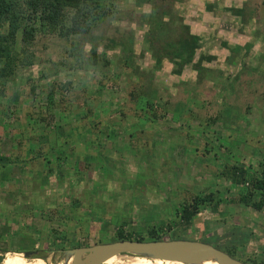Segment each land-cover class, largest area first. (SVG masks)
<instances>
[{"label": "rangeland", "instance_id": "rangeland-1", "mask_svg": "<svg viewBox=\"0 0 264 264\" xmlns=\"http://www.w3.org/2000/svg\"><path fill=\"white\" fill-rule=\"evenodd\" d=\"M158 1L100 0L108 15L87 34L66 39L37 34L30 47L36 64L18 72L7 83V89L0 96L2 159L14 150L18 134L21 135L18 140L28 136L24 126L38 134L37 140L30 142L33 147L42 143L53 147L56 135H71L65 144L62 164L55 165L57 162L48 157L53 174L47 183L29 178L31 170L25 166H13L0 174V180L8 181L21 192L13 191L10 196L1 192L0 210L5 209L12 215L15 209L12 207L24 204L33 213L27 216L21 212L12 218L11 223L17 222L16 226L24 232L11 237V253L35 251L37 243H31L32 240L40 241L50 228H66L67 221L73 219L87 223L81 235L71 236L80 247L94 245L99 238H111L116 227L137 235L147 226L170 222L169 231L164 230L167 238L164 240H196L217 248L230 244L233 227L247 233L245 225L253 226L257 218L264 220V210H240L222 200L216 211H200L188 225L173 223L174 210L191 194L219 191L223 198L234 196L228 182L214 176L221 169L218 157L226 155L231 161L244 164L249 172H258L264 167V0H180L177 3L172 0V13L168 18L162 17V24L165 30L173 31L182 20L189 32L200 39L191 61L193 67H200V78L190 70L191 65L177 76L170 72L174 66L166 59L155 64V56L143 43L144 35L150 31L145 15L156 5H162ZM4 27L5 22L0 21V31ZM91 49L97 57V62L90 64L93 67L73 61L69 54L72 50L79 52L85 61ZM123 60L127 63L125 69L121 66ZM57 64L65 66H51ZM44 71H49L47 76H42ZM99 77L107 79L108 84L99 93L98 101L87 102L92 106L89 120L101 117L92 139L86 132H74L78 117L84 114L76 110L74 96H80L82 89L85 96L92 95ZM55 83H69L73 94H60L55 89L49 96L45 86ZM130 84L137 86V93L141 91L150 97L151 104L166 103L169 111L163 120L125 112V92ZM188 98L193 102L186 103ZM51 103L60 105L53 108ZM144 104V99L139 97L134 107L145 110ZM122 108L124 117L119 113ZM185 108L190 109L192 120L182 118ZM14 109L16 112L11 111ZM40 117L49 122L46 133ZM16 130L19 133L11 140L10 134ZM205 142L212 145L204 147L209 151L207 155H201L195 148L201 150ZM82 144L90 145L92 154L76 152L71 156L69 147ZM84 164L87 169H82ZM102 205L109 219L105 218L98 229L100 217L96 211ZM52 209L56 215L51 213ZM1 220L8 218L4 216ZM252 232L256 237L249 244L245 242L246 237L235 244L236 256L261 261L264 229L254 227ZM211 236L216 245L206 240ZM3 247L5 244L0 242V248ZM51 251L56 253L51 255ZM39 252L37 256L46 257L47 264H57L58 250L49 246ZM6 253H0V264Z\"/></svg>", "mask_w": 264, "mask_h": 264}, {"label": "trees", "instance_id": "trees-1", "mask_svg": "<svg viewBox=\"0 0 264 264\" xmlns=\"http://www.w3.org/2000/svg\"><path fill=\"white\" fill-rule=\"evenodd\" d=\"M144 1L149 3L151 0ZM173 1L174 3H177L180 0ZM159 3L162 5H156V7L153 8V10H151L148 15H145V19L142 17L144 20H146L148 27H150V31L144 35L143 43L147 46L151 54L155 56V64L159 65L161 62L160 59H166L168 63L174 66L170 72L177 76L180 75L186 66L191 65L189 67L190 70L195 71L196 75L200 78V67H193L194 63L191 64L194 52L199 44L198 42L200 39L189 32L188 25L183 24L182 20H179L180 25L179 27L177 26L175 30H165V26H163L164 23L162 24V17H170L173 4L172 0H159L158 4ZM163 7L164 9L161 10ZM232 11L236 14L240 13L238 9H232ZM107 15L108 11L104 9V6L100 0H0V21L5 22L4 30L0 31V96L3 94V91L7 89V83L16 77L18 72H23L26 69H30L36 64L34 53L32 50H30V47L37 34L47 33L49 35H55L61 39H66L69 36L87 34ZM168 33H171V35L167 36ZM118 43L124 46L122 42L119 41ZM69 54L73 58V61H77V63L78 61L85 62V66H92L97 62L96 54L92 49L90 50L89 59H85V61L84 56H82L79 52L72 50ZM122 62L123 63H121V66L123 69H125V67H127L126 60H123ZM51 66L62 67L65 65L57 64ZM244 70L245 67L239 70L240 73H238L237 77L240 76ZM45 72L46 71L42 72V76H47V72L49 71H47L46 74ZM201 81L202 79L198 80L197 83H200ZM107 82V79L103 80V77H99L97 80L98 87H96L92 95L85 96V89H82L80 96H74V100L77 102L76 110L78 112L82 111L84 113L82 116L78 117L77 123L74 126V132L80 134L86 132L91 136L92 139L95 138L97 134L96 130L99 129V125L101 124V117L99 115L96 120H89V118H92V106H89L90 103L87 102L88 100L98 101L100 97L99 93L107 86ZM139 85L141 86V84ZM45 87L48 90L47 94H49V96L54 92L55 89H58L60 94L63 92L70 93L71 95L73 94V88L69 83H55L46 85ZM128 87L129 88H127V91L125 92L127 102L125 101L124 104V110L127 114L134 115L136 113L140 118L149 115L152 116L151 118H155L156 120H163L166 112L169 111L165 102L162 103V105H159L158 103L151 104L149 102L150 97L142 94L141 91L137 93L138 88L135 84H130ZM29 91H33L32 86L29 87ZM151 92L153 94L157 93L156 91ZM139 97L144 99V107H147L145 110H149V113H145V110L135 109L134 103ZM156 99L159 101L160 97H157ZM186 101L188 103L193 102L192 99L189 98L186 99L185 102ZM59 105L60 103H51L53 108ZM61 110H63V107H61ZM121 110L123 111V108L119 110V113L122 117H124L125 112H121ZM189 110L187 108L184 109L185 113L181 114L182 118L192 120L190 114L191 112ZM11 111L16 112L15 109ZM64 111H66V109ZM31 120L32 119L30 118V121ZM40 123L42 125L43 132L46 133L49 124L48 120H45L44 117H40ZM30 128L31 127L28 128L24 126V130H28L29 132L28 136L23 140H18L21 138V135L18 134V139L15 141V147L13 148L14 150L6 155L5 160L2 159V156L0 155V174L3 173L2 171H8V169L13 166L24 165L26 169L28 168V171L32 169L33 179L37 177L42 180L43 183H47V178L49 175L53 174L52 167L50 165L51 160L48 157L53 158V162H57L55 165L62 164L65 160L63 155L65 152V144L69 143L67 140L70 141L71 135L66 137H58L56 135L53 141V145L55 143L53 147H49L47 145L49 143H42L37 145V147H33L30 142L36 141L38 134H33ZM57 128L58 127L56 126L55 129ZM17 133H19L17 130L12 135L9 133L11 140L15 139ZM211 145L212 144L210 142L202 143L201 150L200 148H195V151L199 152L201 155H207L209 151L205 150L204 147H211ZM76 152H83L88 155L92 154L90 145L86 144L69 147V153L71 156ZM98 152V154H101V151ZM223 157L224 158L218 157V160H220L221 169L219 171L217 170L214 173V176L219 180L222 179L227 181L228 188L233 192L234 196H232L231 199H226L221 196L219 191L204 192L203 194L201 191L197 194H191L187 200L181 201L178 208L174 210L175 216H173V223L177 225H188L193 222L200 211H216L218 204L222 202V200L226 204L232 203L242 209L249 208L255 212H262L264 210L263 165L260 167L258 172L256 170L249 172L248 169L245 168L244 164H237L235 161H231V158L227 157L226 155ZM101 158L103 161H107L105 157L101 156ZM82 169H87V165L84 164ZM27 208L28 209L25 211V214L31 216L33 214L31 211L32 209L31 207ZM96 212V215L100 217V222L97 223L99 229L104 219L106 218L107 220L109 217L106 214L105 206H100V209H98ZM231 212L232 211L230 210V213ZM51 213L56 215V211L53 209L51 210ZM77 214L81 215V213ZM170 224L171 223L168 222L161 226L150 225L145 227L144 232L137 235L134 233L123 232L122 227H116L111 238H99L96 244L122 240H164L167 239L164 237V234H166V232L164 233V230L169 231L171 228ZM86 225V221H82L81 219L74 221L73 219L67 221V226L64 229L57 227L50 228L47 231V234L44 235L40 241H38L40 242L39 244L37 243L38 250L36 249L35 251H39L41 248H49V246L56 250L80 247V245L77 244L78 242L74 243L71 240V236L81 235ZM14 230L15 231L12 234L8 235L9 239L13 234L18 236L21 233L22 228L20 226H15ZM233 231L234 234L233 238H231L229 242L230 244H226V246L220 247L218 249L230 257L235 258L245 264H264V259H261V261H256L255 257L253 258L243 256V258H239L236 256L238 247H236L235 244H237L239 241L245 240V236L244 233L239 231L237 227H233ZM1 233L0 241L5 244V247H3V249L0 248V253L12 252V245L9 243V241L4 240V238L1 236ZM235 234H238L239 236H236ZM238 238L240 239L237 241ZM206 240H209L215 244V239L213 236L206 238ZM203 243L210 244L208 242ZM213 247L217 248L216 246Z\"/></svg>", "mask_w": 264, "mask_h": 264}, {"label": "water", "instance_id": "water-1", "mask_svg": "<svg viewBox=\"0 0 264 264\" xmlns=\"http://www.w3.org/2000/svg\"><path fill=\"white\" fill-rule=\"evenodd\" d=\"M56 253L51 251V255ZM57 264H102L106 259L128 255L153 260L178 262L181 264H245L230 257L210 244L196 240H122L108 243L94 244L86 247L58 250ZM25 259L39 258L46 261V257L37 256V252L20 254Z\"/></svg>", "mask_w": 264, "mask_h": 264}, {"label": "crops", "instance_id": "crops-1", "mask_svg": "<svg viewBox=\"0 0 264 264\" xmlns=\"http://www.w3.org/2000/svg\"><path fill=\"white\" fill-rule=\"evenodd\" d=\"M20 166H24V165H20ZM19 165L18 166H15V167H20ZM31 170V174H30V177L29 178H33V173H32V169H30ZM37 177H35L34 179H36ZM6 184H7V186H6ZM8 190V191H7ZM15 191H17V193H21L20 192V190L18 191V189H16V187H15V185H12V184H9V182L8 181H6V180H0V193L1 192H7V195H8V193H9V196L10 195H12V194H14V192ZM23 206H21V207H12L13 205H12V203H11V207L12 208H15V209H13L12 211V215L11 214H9V213H6L5 212V209H2V210H0V233L1 232H3V233H1V236L4 238V240H6V241H9L10 242V239H9V237H8V235H10V234H12L15 230H14V226H16L18 223L17 222H15L14 224L13 223H11V220H12V218L13 219H15L16 218V216H19V214H22V213H24L25 214V211L28 209L27 207H25V205L24 204H22ZM103 206V205H102ZM24 207V208H23ZM29 207V206H28ZM99 208L98 209H100V206H98ZM106 208V207H105ZM178 208V207H177ZM247 209H249V208H247ZM240 210H242V208H240ZM3 212H4V214H3ZM20 212V213H19ZM22 212V213H21ZM255 212V211H254ZM26 215V214H25ZM7 217L8 218V220H4V221H2L1 220V218L2 217ZM23 216V215H22ZM27 216H30V215H27ZM257 218V217H256ZM264 220H263V218H257V221H256V223H253V226H251V227H248V225L246 226L245 225V227H246V229H247V233L245 232H243L244 233V236L247 238L246 240H245V242L247 243V244H249L250 242H251V240L253 241V239H255V233H253L252 232V229L255 227V228H259V229H264ZM13 226V227H12ZM260 226V227H259ZM5 230V231H4ZM255 230V229H254ZM9 231V232H8ZM24 232V230H22L21 231V234ZM13 236H15L14 234L11 236V237H13ZM17 236V235H16ZM254 237V238H253ZM42 238H43V235H42ZM249 240V241H248ZM0 242H2V241H0ZM31 243H38V241H34V240H32L31 241Z\"/></svg>", "mask_w": 264, "mask_h": 264}, {"label": "bare ground", "instance_id": "bare-ground-1", "mask_svg": "<svg viewBox=\"0 0 264 264\" xmlns=\"http://www.w3.org/2000/svg\"><path fill=\"white\" fill-rule=\"evenodd\" d=\"M123 257V258H122ZM1 264H47L39 258L25 259L18 253L8 252L4 254ZM102 264H181L163 260H153L143 257L118 255L106 259ZM210 264V263H205Z\"/></svg>", "mask_w": 264, "mask_h": 264}, {"label": "flooded vegetation", "instance_id": "flooded-vegetation-1", "mask_svg": "<svg viewBox=\"0 0 264 264\" xmlns=\"http://www.w3.org/2000/svg\"><path fill=\"white\" fill-rule=\"evenodd\" d=\"M35 252H37V255H39V253H40L39 251H35ZM45 253H46V252H45Z\"/></svg>", "mask_w": 264, "mask_h": 264}]
</instances>
